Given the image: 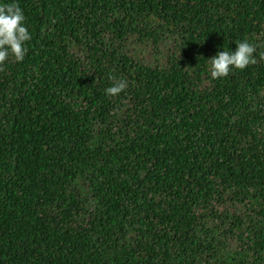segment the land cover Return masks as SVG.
<instances>
[{
	"label": "trees",
	"instance_id": "1",
	"mask_svg": "<svg viewBox=\"0 0 264 264\" xmlns=\"http://www.w3.org/2000/svg\"><path fill=\"white\" fill-rule=\"evenodd\" d=\"M5 3L0 264H264V0Z\"/></svg>",
	"mask_w": 264,
	"mask_h": 264
},
{
	"label": "clouds",
	"instance_id": "2",
	"mask_svg": "<svg viewBox=\"0 0 264 264\" xmlns=\"http://www.w3.org/2000/svg\"><path fill=\"white\" fill-rule=\"evenodd\" d=\"M31 40L28 28L25 26V14L16 3L0 4V72L4 71V64L9 57H14L16 62H22L27 54L26 42ZM256 46L247 40L237 42L236 50H223L209 59L212 79L225 78L235 68L244 70L249 65L258 63L254 57ZM260 59L264 60V52L260 53ZM112 85L105 89V94L110 97L118 96L128 87V81L124 78L117 79L110 76Z\"/></svg>",
	"mask_w": 264,
	"mask_h": 264
}]
</instances>
